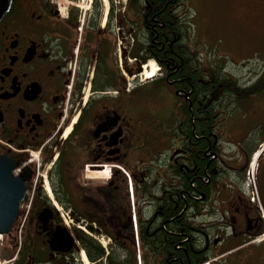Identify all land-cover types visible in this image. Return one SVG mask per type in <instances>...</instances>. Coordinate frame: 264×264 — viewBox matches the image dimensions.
I'll list each match as a JSON object with an SVG mask.
<instances>
[{
    "label": "flooded vegetation",
    "instance_id": "obj_1",
    "mask_svg": "<svg viewBox=\"0 0 264 264\" xmlns=\"http://www.w3.org/2000/svg\"><path fill=\"white\" fill-rule=\"evenodd\" d=\"M53 1L12 0L8 13L0 20V165L13 164L14 176L28 178L22 202L20 249L13 264H101L115 258L125 261L131 252L128 234L97 228L100 232L95 239L105 251L92 260L74 227L126 221L127 216L122 219V208L129 205L124 172L134 187L140 173L149 172L145 166L152 169L154 165L153 124L157 118L150 110L153 106L145 104L140 112L138 96L144 88L139 87L136 78L131 79L128 88L122 75L121 48H126L129 61L135 59L137 64V46L128 49L121 36L128 32L137 39L138 18L129 16L127 10L123 14L110 10L100 14L95 5L82 13L77 8L79 0H72L75 8L63 16ZM194 70L196 85H203L204 75L210 80L202 65ZM125 71L136 72L126 67ZM256 84L240 86L248 90V99L242 100V105L249 118L238 133L232 129L228 133L227 143L235 144V154L229 159L232 166L212 158V181L205 176L211 196L200 198L203 209L211 207L222 225L215 228L216 233L224 234L223 240L242 243L228 252V261L239 260H230L229 264H249L247 247L262 233L264 88H253ZM224 99L235 104L233 97ZM251 129H255L253 136L246 132ZM187 142L190 144L180 137L182 144L176 143L175 149L179 155L176 158L168 153V163L188 168L190 150L183 147ZM256 151L254 205L229 182L241 177ZM230 170L234 180L228 178ZM99 173H108L109 179L98 182L94 175ZM221 205L229 206V213ZM69 224L72 228L67 229ZM61 228H66L74 240L67 253L52 252L49 247L54 233ZM15 240L13 234L3 239L11 247ZM255 254L252 264H264V252Z\"/></svg>",
    "mask_w": 264,
    "mask_h": 264
},
{
    "label": "trees",
    "instance_id": "obj_2",
    "mask_svg": "<svg viewBox=\"0 0 264 264\" xmlns=\"http://www.w3.org/2000/svg\"><path fill=\"white\" fill-rule=\"evenodd\" d=\"M126 7L129 16L138 18L137 59L140 62H145L148 58L155 59L164 73L163 77L153 84L151 91L139 93V100L144 95L159 93L162 89L172 95L177 114L169 125H164L161 121L153 129L156 132L165 129L167 135L176 139L181 136L188 139L190 144L183 143V147L186 146L190 150L188 167L193 168L192 172L184 174L181 164L168 163L169 155L165 161L162 156V160H158L156 150L159 146L154 145L155 160L152 169L146 165L145 168L149 172L142 175L140 173L139 181L134 182L142 263L224 264L227 258L211 262L218 256L212 253V238L216 227L202 229L197 217L203 209L201 196L206 199L211 196L210 182L205 183V176L212 181L210 173L214 162L210 160L209 155L218 154L219 151L216 138L225 120L227 107L224 105L227 102H224V98L230 96L235 100H246L248 90H241L238 81L224 71L223 58L209 60L205 57L208 61L203 64L199 58L203 52L199 51L195 41L192 43L190 39L192 15L187 0H127ZM197 63L202 65L203 72L210 75L209 81L204 75L201 87L196 85L192 74L195 73L194 69L198 68ZM253 88H264V80H260ZM158 134L161 135L159 143L163 149L166 135L161 132ZM156 135L153 134L154 143ZM146 160H143L144 164L147 163ZM125 197L127 198L126 192ZM146 203L152 204V215L150 220L148 218L143 221L142 214ZM126 209V223L123 221L102 226L131 236L132 247L128 248L131 250L128 252V258L125 261L115 258L110 260V264L136 263L128 205ZM88 228L91 229L90 226ZM74 230L79 234V242L85 244L90 259L100 258L103 250L81 231ZM226 245L228 247V244Z\"/></svg>",
    "mask_w": 264,
    "mask_h": 264
},
{
    "label": "rangeland",
    "instance_id": "obj_3",
    "mask_svg": "<svg viewBox=\"0 0 264 264\" xmlns=\"http://www.w3.org/2000/svg\"><path fill=\"white\" fill-rule=\"evenodd\" d=\"M56 1V2H55ZM53 1V4L57 6L56 10L59 11L60 15L65 16V12L69 9L75 8V4L72 5V0H55ZM124 1L123 0H79L78 3V10H80L82 13L88 12V10L95 5L96 8H98L100 14H102V11H108L110 12H120L123 14L124 12ZM187 4L189 6V9L191 11L192 15V27L189 29V35L191 42L193 43L195 41L198 50L200 49L203 54L202 56L199 55V58L203 62V64L208 61V59H205V57L209 58V60H218L219 58H223L225 60L224 64V71L230 75H233L237 78L238 83L241 84L242 87L245 85H249L252 82L258 83L260 80H264V0H187ZM125 22V20H123ZM126 23V22H125ZM81 24V22H80ZM129 24V23H128ZM129 26H131L129 24ZM125 36H121L122 44H127V48L133 47L135 45H138L139 41L135 38H131L128 35V32H124ZM191 33V34H190ZM124 46V45H123ZM139 46V45H138ZM120 45H117V53ZM123 58H122V75H123V81L127 84H131V79L137 80L139 87L144 88L143 92L145 91H151L153 84L161 79L163 77L162 70H160V66L157 64V74L152 79H144L141 78V73L143 72V67L147 65L149 61L156 62L155 59L148 58L145 60V62H140L139 59H137V64L135 59L130 60V56L127 55L126 48L123 49ZM75 54V53H74ZM205 54V55H204ZM133 62V63H132ZM136 64V65H135ZM126 68H132L134 71L136 68H140V72H133L127 73L125 71ZM133 77V78H132ZM129 88V86H128ZM235 100V99H234ZM153 106L151 111H154V115H156V121L153 124V128L156 127V124L163 121L164 125H169L170 121H172V118L175 114H177L175 108H174V100L172 99V95H170L167 90L162 89L159 91V93L151 92L150 94L144 95L143 98L139 100V111L143 112L144 108H146V105ZM232 102H227L224 107H227L231 109ZM244 107L239 106L234 109L232 114V123H230L229 119L225 121L226 127L224 129H221L222 135L221 138H225L227 136L226 131L230 133L232 128H235L233 126H236L235 124L238 123L237 127H243V121H244ZM227 114V112H226ZM241 124H243L241 126ZM169 128V127H167ZM166 128V129H167ZM154 130V129H153ZM165 131V129H164ZM154 133L157 135V139L155 140L154 145L159 146L156 150V153H158L159 156H162L164 154V160L167 158V154L169 153L171 156H177L179 155L178 151L173 152L177 147L173 142V139L171 141V138L173 136L170 135V138L167 137V139H164V153H162V148H160V138L161 135L158 134L154 130ZM226 141L221 143L220 151L219 153L215 155H209L210 160L212 158H219L221 159L223 163L227 161L226 158L228 156V153H230V149L227 150V146L225 145ZM235 145V144H234ZM166 153V154H165ZM259 152H255L251 158L250 164L247 166V168L244 170V172L241 174V177L238 179V183L244 180L243 187L237 188V191L241 195L242 198L248 199L252 202L254 199L253 191H251V181H246L247 175L249 172L252 171L251 164L254 163L255 157L258 156ZM235 149L232 150L231 156H234ZM215 156V157H214ZM224 156V157H222ZM158 159V158H156ZM213 161V160H212ZM215 163L212 164L214 166ZM182 169H185L183 173L185 172H192L193 168H187V166H183ZM107 174L108 176L104 177L103 175ZM95 180L98 182H105L109 179L108 173H99L94 175ZM228 179V178H227ZM225 179L224 181H227ZM223 181V182H224ZM249 184V188L248 185ZM95 185L98 183H94ZM104 184H102L103 186ZM132 189L133 185L131 184ZM216 198V194H215ZM125 199V197H124ZM126 200V199H125ZM214 201V199H213ZM256 204V202H254ZM225 208L226 212L229 213V206L221 205ZM129 208H130V214L132 216V204L129 199ZM208 210L203 212L197 219V222L201 225V227H218L222 226L218 222V218L216 213L212 210L211 207L207 208ZM126 210L124 207L122 208L123 211V217L122 219L126 217ZM121 211V210H120ZM146 213L150 214L151 212L148 210L143 209L142 214V220H146L147 217H145ZM117 215V214H116ZM134 218V217H133ZM203 220V222H199V220ZM263 219V216L261 214V220ZM136 220V219H135ZM150 220V219H149ZM133 221V219H132ZM263 221V220H262ZM126 223V221H124ZM262 233L258 234L256 238H258V243H250L251 246L247 247L249 253L251 254L248 259V263L252 264L254 263V257L253 254L256 252H264V221L262 222ZM22 224V217L13 224V230L12 232L15 233L16 225ZM107 226L109 224H106ZM70 229L72 226L68 225ZM81 226V225H80ZM82 227V226H81ZM116 227V226H115ZM118 228V227H117ZM110 229V228H109ZM215 230V229H214ZM134 231V230H133ZM229 232V230H227ZM121 233V232H120ZM126 234V233H125ZM130 236V234H128ZM213 235H217V238H214V241L219 238H223L224 234L217 233L214 231ZM211 236V235H210ZM212 238V239H213ZM220 239V240H221ZM262 242V243H261ZM226 243V242H225ZM222 245L220 249L213 250V254L216 256L221 252L223 249H227L230 247H233L237 244V242H231L230 247H227ZM242 244L241 242H239ZM261 243V244H259ZM5 245V244H4ZM97 245L103 250V246L99 243ZM130 246L132 247L131 242V236H130ZM130 246L128 248H130ZM254 251V252H253ZM104 252V250H103ZM104 254L102 253L101 256ZM229 257V256H228ZM105 260V259H103ZM230 260L239 261L237 259H229ZM240 263V262H239ZM82 264H88L86 262ZM101 264H110L107 261H103ZM241 264V263H240Z\"/></svg>",
    "mask_w": 264,
    "mask_h": 264
},
{
    "label": "water",
    "instance_id": "obj_4",
    "mask_svg": "<svg viewBox=\"0 0 264 264\" xmlns=\"http://www.w3.org/2000/svg\"><path fill=\"white\" fill-rule=\"evenodd\" d=\"M12 0H0V20L8 12ZM138 68L137 72H140ZM13 164L8 167L0 165V235H8L13 224L18 219L20 205L26 194L25 181L28 178L14 177ZM73 240L70 235L58 229L49 241L53 252L67 253L72 248Z\"/></svg>",
    "mask_w": 264,
    "mask_h": 264
},
{
    "label": "bare ground",
    "instance_id": "obj_5",
    "mask_svg": "<svg viewBox=\"0 0 264 264\" xmlns=\"http://www.w3.org/2000/svg\"><path fill=\"white\" fill-rule=\"evenodd\" d=\"M148 64L143 67V72L141 73V78L144 79H152L156 76L157 74V66L153 61L147 62ZM106 177V175H104Z\"/></svg>",
    "mask_w": 264,
    "mask_h": 264
}]
</instances>
